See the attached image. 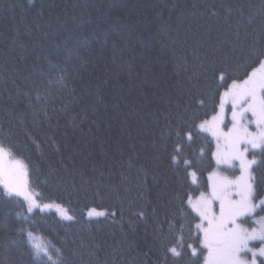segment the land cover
Listing matches in <instances>:
<instances>
[{
    "label": "trees",
    "instance_id": "1",
    "mask_svg": "<svg viewBox=\"0 0 264 264\" xmlns=\"http://www.w3.org/2000/svg\"><path fill=\"white\" fill-rule=\"evenodd\" d=\"M253 49L264 50V0H0V143L25 161L40 201L73 215L29 213L0 187V264H50L28 232L63 264H194L165 261L166 248L187 193L217 169L216 144L196 129L173 164L165 117L210 119L220 73L244 78ZM255 158L264 196V153Z\"/></svg>",
    "mask_w": 264,
    "mask_h": 264
},
{
    "label": "snow or ice",
    "instance_id": "2",
    "mask_svg": "<svg viewBox=\"0 0 264 264\" xmlns=\"http://www.w3.org/2000/svg\"><path fill=\"white\" fill-rule=\"evenodd\" d=\"M249 61L250 71L246 70L244 78L232 79L230 84L226 72L220 73L222 83L219 86L225 90L215 106L218 111L214 107L210 119H202L196 124L194 118L190 122L181 113L173 127L170 118L165 117L168 124L162 138L171 139L175 133L173 164H178L182 158L184 145L181 141L185 138L192 141L194 130L198 129L215 139L216 151L212 155L218 166H225L223 171L214 170L209 174L207 188L198 196L194 198L191 192L187 193V209L183 205L179 209L184 223L179 224L180 235L175 244L166 248L165 261L170 253L177 259L188 254L189 260L195 258L194 264H264V196L258 193L253 167L257 164L254 150L264 153V50H251ZM199 104L203 106V100ZM183 162L190 165L188 160ZM237 168L238 175L228 174L229 169ZM6 173L9 179L0 180L5 194L22 197L29 213L34 208L43 211L55 207L64 219L73 220L61 205H41L37 201L38 194H33L28 187L27 165L15 158L10 146L0 143V177ZM189 174L196 183V172ZM87 215L91 218L114 216L115 213L91 208ZM139 215L143 217L144 213ZM185 225L188 226L187 238L183 234ZM27 235L36 257H47L50 264H63L59 249L38 242L32 232ZM254 242H259V247ZM53 253L57 260H53Z\"/></svg>",
    "mask_w": 264,
    "mask_h": 264
},
{
    "label": "rangeland",
    "instance_id": "3",
    "mask_svg": "<svg viewBox=\"0 0 264 264\" xmlns=\"http://www.w3.org/2000/svg\"><path fill=\"white\" fill-rule=\"evenodd\" d=\"M215 144H216V141H215ZM216 151V150H215ZM255 151V153L257 152V150H254ZM251 155V153L249 154V159H251L252 158V155ZM15 158H17V159H21V158H19V157H16L15 156ZM21 160H23V159H21ZM24 161V160H23ZM24 163H25V161H24ZM26 164V163H25ZM224 167L225 166H218L217 165V171H223V169H224ZM28 169V168H27ZM235 170V169H234ZM233 169H229L228 170V174L231 172V171H234ZM237 170H238V168H237ZM239 174V170H238V172L235 174V175H238ZM231 175V174H230ZM9 179V176L7 175V173L3 176V177H0V180H5V181H7ZM26 179H27V181H28V187H29V189H30V191L33 193V194H37V191L36 190H34L31 186H30V184H29V177H28V175H27V177H26ZM0 187H2L3 188V184L2 183H0ZM4 189V188H3ZM20 198H22V197H20ZM23 199V198H22ZM36 199H37V201L41 204V205H43V204H53V205H56V204H59V205H61L64 209H67L63 204H61V203H59V202H42V201H40L39 199H38V195H36ZM26 203V202H25ZM26 205H27V203H26ZM35 209H39V210H41L40 208H34L33 210H35ZM68 210V209H67ZM98 210V209H97ZM43 211H54L55 213H57V215H59L61 218H63L60 214H59V211L55 208V207H52V208H50V209H44ZM98 211H100V210H98ZM68 214L69 215H72L71 214V212L68 210ZM73 216V215H72ZM64 219V218H63ZM67 220V219H66ZM39 242V241H38ZM255 243V246H257V247H259V242H254Z\"/></svg>",
    "mask_w": 264,
    "mask_h": 264
}]
</instances>
